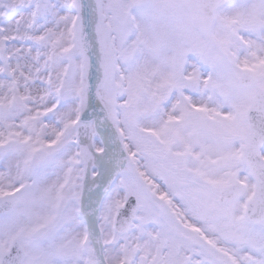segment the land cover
<instances>
[{"label":"snow or ice","instance_id":"1","mask_svg":"<svg viewBox=\"0 0 264 264\" xmlns=\"http://www.w3.org/2000/svg\"><path fill=\"white\" fill-rule=\"evenodd\" d=\"M0 264H264V0H0Z\"/></svg>","mask_w":264,"mask_h":264}]
</instances>
